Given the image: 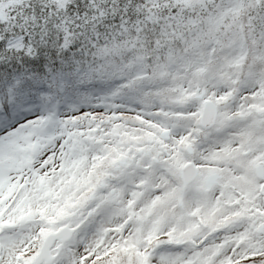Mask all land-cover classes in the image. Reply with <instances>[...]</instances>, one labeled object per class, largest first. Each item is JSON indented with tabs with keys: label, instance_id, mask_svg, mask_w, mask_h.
<instances>
[{
	"label": "snow or ice",
	"instance_id": "6c2138e0",
	"mask_svg": "<svg viewBox=\"0 0 264 264\" xmlns=\"http://www.w3.org/2000/svg\"><path fill=\"white\" fill-rule=\"evenodd\" d=\"M0 264H264V0H0Z\"/></svg>",
	"mask_w": 264,
	"mask_h": 264
}]
</instances>
